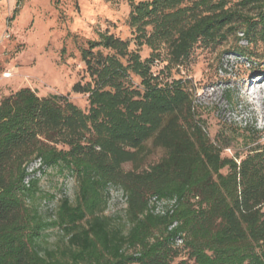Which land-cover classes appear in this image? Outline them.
I'll return each mask as SVG.
<instances>
[{
    "label": "trees",
    "instance_id": "trees-1",
    "mask_svg": "<svg viewBox=\"0 0 264 264\" xmlns=\"http://www.w3.org/2000/svg\"><path fill=\"white\" fill-rule=\"evenodd\" d=\"M127 1L132 40L150 53L107 31L87 40L88 80L71 88L87 94V110L28 87L0 100V264H171L182 250L192 264H264V130L242 128L248 147L222 155L230 143L209 138L188 79L151 70L158 59L184 67L198 44L230 38L264 62V0ZM148 141L163 155L144 164ZM35 160L77 183L49 219L30 204ZM109 185L125 196L122 223L103 214ZM50 227L62 238L44 245Z\"/></svg>",
    "mask_w": 264,
    "mask_h": 264
},
{
    "label": "rangeland",
    "instance_id": "rangeland-1",
    "mask_svg": "<svg viewBox=\"0 0 264 264\" xmlns=\"http://www.w3.org/2000/svg\"><path fill=\"white\" fill-rule=\"evenodd\" d=\"M129 11L127 0H0V100L28 87L39 97L66 95L76 106L87 110V94L71 90L75 82L88 80L81 58L87 40L107 31L131 39L130 47L137 49L141 58L150 53L148 47H138L132 40ZM234 43L230 38L215 48L198 44L184 67L165 68L161 59L155 60L151 67L162 80L180 76L188 79L194 91L193 103L209 138L213 140L218 135L230 143L222 152L225 156H233L248 147L242 128L264 130V117L251 96L258 88L253 91L248 86L250 80L264 76V62L253 63L239 55ZM133 81L138 83L136 77ZM162 155L163 150L148 141L142 161L153 163ZM38 165L39 161L35 160L27 167L26 180L37 179L30 204L37 207L44 219H49L61 197L74 202L77 183L65 169L57 166L39 169ZM121 167L128 171L132 164L125 162ZM104 197L103 214L115 223H122L126 200L120 188L109 185ZM165 204L158 202L155 212L161 211ZM61 236L59 229L47 228L42 243L53 245L61 241ZM171 264H192V260L182 250Z\"/></svg>",
    "mask_w": 264,
    "mask_h": 264
},
{
    "label": "bare ground",
    "instance_id": "bare-ground-1",
    "mask_svg": "<svg viewBox=\"0 0 264 264\" xmlns=\"http://www.w3.org/2000/svg\"><path fill=\"white\" fill-rule=\"evenodd\" d=\"M248 86H252L253 91L258 88L255 93L252 92L251 96L255 97L257 103L259 104L260 113L264 117V76L250 80Z\"/></svg>",
    "mask_w": 264,
    "mask_h": 264
}]
</instances>
